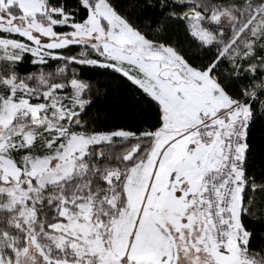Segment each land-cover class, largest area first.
I'll use <instances>...</instances> for the list:
<instances>
[{
  "label": "snow or ice",
  "instance_id": "1",
  "mask_svg": "<svg viewBox=\"0 0 264 264\" xmlns=\"http://www.w3.org/2000/svg\"><path fill=\"white\" fill-rule=\"evenodd\" d=\"M0 264H264V0H0Z\"/></svg>",
  "mask_w": 264,
  "mask_h": 264
}]
</instances>
